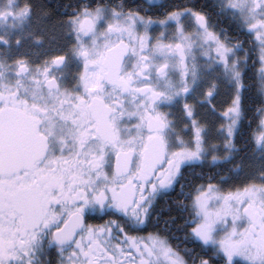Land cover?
<instances>
[{
	"label": "snow or ice",
	"instance_id": "snow-or-ice-1",
	"mask_svg": "<svg viewBox=\"0 0 264 264\" xmlns=\"http://www.w3.org/2000/svg\"><path fill=\"white\" fill-rule=\"evenodd\" d=\"M0 264H264V0H0Z\"/></svg>",
	"mask_w": 264,
	"mask_h": 264
}]
</instances>
